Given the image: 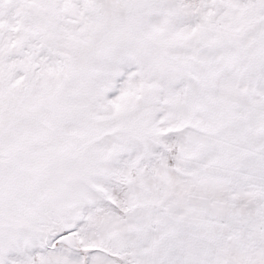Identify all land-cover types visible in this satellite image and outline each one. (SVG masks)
I'll return each instance as SVG.
<instances>
[{
  "label": "snow or ice",
  "instance_id": "snow-or-ice-1",
  "mask_svg": "<svg viewBox=\"0 0 264 264\" xmlns=\"http://www.w3.org/2000/svg\"><path fill=\"white\" fill-rule=\"evenodd\" d=\"M0 264H264V0H0Z\"/></svg>",
  "mask_w": 264,
  "mask_h": 264
}]
</instances>
